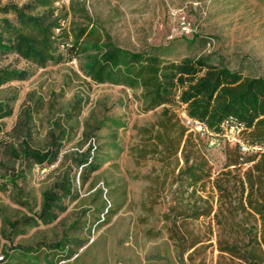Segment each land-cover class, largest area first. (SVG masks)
<instances>
[{"label": "rangeland", "instance_id": "obj_1", "mask_svg": "<svg viewBox=\"0 0 264 264\" xmlns=\"http://www.w3.org/2000/svg\"><path fill=\"white\" fill-rule=\"evenodd\" d=\"M31 2L0 0V7ZM55 6L123 49L169 61L203 56L264 79V0H57ZM4 68L27 70L29 77L0 87V100L16 98L13 115L0 121V256L23 246L41 248V264H48L44 256L53 264H246L220 246L251 247L262 239V221L248 207L260 157L241 155L225 141L208 147L185 106L146 110L140 91L93 83L78 59L41 68L9 53L0 55ZM62 131L67 138L51 167L5 152L25 138L47 150L51 134ZM90 145L99 169L83 184L77 160ZM200 156L204 170H192L202 180L182 182L181 173ZM64 176L75 198L64 199L58 218L11 231L5 220L40 212L42 193ZM56 243L66 251L43 247ZM25 263L18 256L14 264Z\"/></svg>", "mask_w": 264, "mask_h": 264}, {"label": "trees", "instance_id": "obj_2", "mask_svg": "<svg viewBox=\"0 0 264 264\" xmlns=\"http://www.w3.org/2000/svg\"><path fill=\"white\" fill-rule=\"evenodd\" d=\"M23 6L6 4L0 7V55L14 53L21 59L44 68L50 63L80 60L83 74L97 85L112 84L124 86L132 92L140 91V98L146 110L181 104L185 106L191 125L202 127L197 133L210 140H222L224 125L234 124L242 128L243 139L250 146H264V79L246 77L238 71H231L224 65H211L206 57L185 58L180 61L162 59L153 52H132L117 46L111 38L99 33L95 26L71 21L64 8L55 6L57 0H33ZM82 11V9H81ZM13 15L14 19H10ZM87 14L83 10V16ZM29 77L27 70L0 69V87L13 81ZM14 98L0 100V121L14 113ZM1 133V126H0ZM248 133L247 136H244ZM52 145L47 150L31 147L26 141L19 147L9 146L5 152L14 159L27 161L44 167L53 166L59 159V141L67 138L51 134ZM223 141V140H222ZM221 141V142H222ZM241 155L260 157L254 167L256 175H250L248 207L260 217L264 228V154L245 153L234 146ZM212 148V147H211ZM93 147L80 154L77 160L80 179L83 184L99 169ZM204 158L195 157V163L188 168L182 182L189 185L202 180L192 168L202 171ZM200 160V161H199ZM190 158H186L188 164ZM20 175V172H19ZM17 175V177H19ZM256 187V189H255ZM254 194L256 198L253 199ZM75 188L69 176H64L51 189L42 193V206L33 217L5 220L11 231L22 233L26 227H37L40 223H53L64 211V199L75 198ZM254 246L238 247L224 242L221 251L233 259L246 264H264V229L262 239ZM48 253L65 252L63 244H45ZM16 255L2 256L0 264H14L19 257L25 264H41V248L33 251L23 246L13 249ZM16 259V260H15ZM44 261L53 264L48 256ZM14 262V263H13Z\"/></svg>", "mask_w": 264, "mask_h": 264}, {"label": "built area", "instance_id": "obj_3", "mask_svg": "<svg viewBox=\"0 0 264 264\" xmlns=\"http://www.w3.org/2000/svg\"><path fill=\"white\" fill-rule=\"evenodd\" d=\"M183 33H189V30L187 27L182 28ZM191 122V120L189 119ZM200 128L202 130L201 126H197L196 129ZM243 129L238 127L234 124H226L224 125V132L222 135V140L227 142L228 144L232 146H239L240 149L245 153H261L264 154V146H250L245 143L243 139L242 134ZM221 140V141H222ZM220 140L213 138L210 140L209 144L210 147H215L216 145H220ZM3 257L0 256V260H2Z\"/></svg>", "mask_w": 264, "mask_h": 264}]
</instances>
